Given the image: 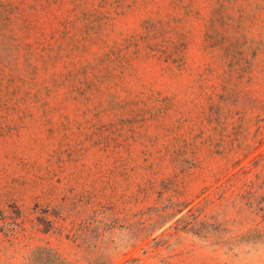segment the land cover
<instances>
[{"label": "rangeland", "instance_id": "1", "mask_svg": "<svg viewBox=\"0 0 264 264\" xmlns=\"http://www.w3.org/2000/svg\"><path fill=\"white\" fill-rule=\"evenodd\" d=\"M262 246L264 0H0V264Z\"/></svg>", "mask_w": 264, "mask_h": 264}, {"label": "clouds", "instance_id": "2", "mask_svg": "<svg viewBox=\"0 0 264 264\" xmlns=\"http://www.w3.org/2000/svg\"><path fill=\"white\" fill-rule=\"evenodd\" d=\"M264 257V246L250 252L246 264H260V258Z\"/></svg>", "mask_w": 264, "mask_h": 264}, {"label": "trees", "instance_id": "3", "mask_svg": "<svg viewBox=\"0 0 264 264\" xmlns=\"http://www.w3.org/2000/svg\"><path fill=\"white\" fill-rule=\"evenodd\" d=\"M182 210H179L178 212H181Z\"/></svg>", "mask_w": 264, "mask_h": 264}]
</instances>
